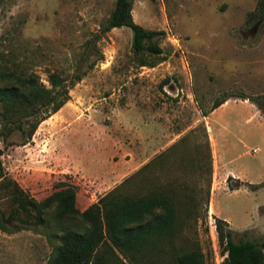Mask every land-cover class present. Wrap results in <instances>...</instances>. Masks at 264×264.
I'll return each instance as SVG.
<instances>
[{"label": "rangeland", "instance_id": "1", "mask_svg": "<svg viewBox=\"0 0 264 264\" xmlns=\"http://www.w3.org/2000/svg\"><path fill=\"white\" fill-rule=\"evenodd\" d=\"M255 3L132 0V19L143 27L163 31L157 39L161 53L147 57L154 62L151 66L138 65L127 26L111 28L96 38L113 0H7L0 4V32L16 27L14 41L38 61L34 70L42 82L47 83V70L70 69L78 56L80 68L85 70L69 88L68 99L39 121L29 138L22 142L20 132L14 129L7 142L0 140L5 174L37 199L49 193L58 180L73 183L75 204L82 209L122 177L108 175L114 152L108 112L127 99L139 105L149 102L153 108L162 105L166 112H173L165 127L171 136L172 130H183V135L174 149L158 152L155 145L153 153L145 154L148 163L128 176L132 180L128 192H171L177 208L187 204L201 213L209 177L204 137L201 125L190 127L193 117L186 120L181 114L188 110L191 116L195 104L208 108L225 94L242 93L264 106V18L250 15ZM165 77L166 91L159 85ZM186 90L194 107L177 101L187 98ZM239 114L246 116L248 111ZM169 139L166 134L165 142ZM253 146L259 149L249 150ZM234 150L228 164L223 160L224 167L242 173L250 183L264 179V141L251 140ZM210 195L216 215L237 232L234 237L246 227L247 237H264V212L258 208L264 204V185L230 189L218 184ZM5 206L0 200V207ZM44 218L47 222L48 214ZM204 220L207 232L199 219L196 230L205 264H219L213 218L207 214ZM49 230L40 225L0 229V264H47ZM182 235L187 236L185 241ZM175 241L179 248L190 247L180 245H191L195 237L181 227Z\"/></svg>", "mask_w": 264, "mask_h": 264}, {"label": "trees", "instance_id": "2", "mask_svg": "<svg viewBox=\"0 0 264 264\" xmlns=\"http://www.w3.org/2000/svg\"><path fill=\"white\" fill-rule=\"evenodd\" d=\"M6 1L0 0V4ZM131 2L113 0L111 9L100 23L96 38L111 27L127 26L131 31V51L137 57L138 65L151 66L154 62L147 60V57L161 53L157 39L163 31L143 27L134 21ZM254 13L264 18V0H256L250 15ZM15 32L14 25L0 32L2 142L8 141L14 129L20 132L22 142L29 138L38 122L55 112L68 99L69 88L85 73L80 68L78 56L70 69L47 70L45 84L34 70L38 61L16 45ZM166 81L165 77L159 85ZM230 95L235 94L222 95L212 101L208 109L201 108V112L212 109ZM235 96L248 98L264 113V106L254 97L242 93ZM204 147L205 166L209 175L211 156L206 139ZM196 167H200V164L196 163ZM225 180L230 189L243 183L251 188L264 185V179L250 183L234 178L232 182L228 175ZM208 185L209 177L205 204ZM52 187L49 193L37 199L7 176L0 163V200L6 205L0 207V229L12 231L37 225L44 229L50 228L47 241L51 245V253L47 264H205L206 255L197 238L196 222L199 219L203 231L207 232L204 223L206 206L199 213L187 204L177 208L178 204L169 193L159 189L123 195L111 188L79 209L75 204V184L58 180ZM258 208L264 212V204ZM44 214H48L47 222ZM211 217L218 252L221 254L219 264H264L263 236L247 237L249 228H244L239 232L240 235L234 237L233 234L237 232L228 226L225 219L214 214ZM181 227L191 231L195 242L180 247H190L179 248L175 241ZM186 237L182 235L184 241ZM206 243L209 244L208 241Z\"/></svg>", "mask_w": 264, "mask_h": 264}, {"label": "crops", "instance_id": "3", "mask_svg": "<svg viewBox=\"0 0 264 264\" xmlns=\"http://www.w3.org/2000/svg\"><path fill=\"white\" fill-rule=\"evenodd\" d=\"M182 77L187 80L185 74H182ZM162 85L163 90L166 91L165 83ZM179 90L181 91L182 88H179ZM185 95L187 97L185 100L181 101L179 99L177 101L188 105V107H194L191 104V95L188 90H186ZM201 108L203 107L195 104V111L194 113L191 112V116H189L188 110H183L181 116L183 115L186 120L193 117L190 127H194L197 123L201 125L203 137L208 144L211 156V171L209 174V192L206 207L208 216H211V214L216 215L210 195L211 189L213 190L218 184L227 185L225 178L228 175L231 176V181L234 178L245 181L242 173L234 171L231 167H224L222 164L223 160L226 159V164H228V161L233 158L229 156L237 151L234 149L245 146L248 141H264V113L260 112L257 106L248 98L235 95L226 97L222 102L205 113L201 112ZM203 109L208 108L204 107ZM242 111H248V115H240L239 112ZM108 115L112 121L110 141L114 150L110 157L113 168L108 175L110 177H123L111 188H115L118 193L123 195H129L130 192H128L129 189L127 188L130 187L132 180L128 179V176L140 166L148 163L145 154H149L155 145L158 152L174 149L178 137L183 135V130H172L171 134L173 132V136H171L165 127V122L169 120V117L174 116L173 112H166L162 105L153 108L149 102L139 105L127 99L123 104L112 107ZM182 119L181 117L178 121H182ZM166 134L170 138L167 142H165ZM132 140L133 143L129 145L128 142ZM253 147H256V150L259 149L258 146ZM154 151L152 150L151 153ZM219 153L220 155H218ZM240 185H244V183ZM168 193L176 201L173 193Z\"/></svg>", "mask_w": 264, "mask_h": 264}, {"label": "built area", "instance_id": "4", "mask_svg": "<svg viewBox=\"0 0 264 264\" xmlns=\"http://www.w3.org/2000/svg\"><path fill=\"white\" fill-rule=\"evenodd\" d=\"M257 148L256 147H253V148H251L250 150L251 151H255Z\"/></svg>", "mask_w": 264, "mask_h": 264}]
</instances>
